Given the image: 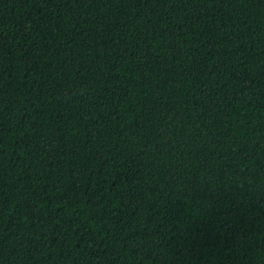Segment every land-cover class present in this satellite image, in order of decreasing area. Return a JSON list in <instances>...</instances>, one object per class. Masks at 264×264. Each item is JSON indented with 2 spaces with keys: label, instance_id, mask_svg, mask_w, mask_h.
Returning a JSON list of instances; mask_svg holds the SVG:
<instances>
[{
  "label": "trees",
  "instance_id": "1",
  "mask_svg": "<svg viewBox=\"0 0 264 264\" xmlns=\"http://www.w3.org/2000/svg\"><path fill=\"white\" fill-rule=\"evenodd\" d=\"M0 264H264V0H0Z\"/></svg>",
  "mask_w": 264,
  "mask_h": 264
}]
</instances>
